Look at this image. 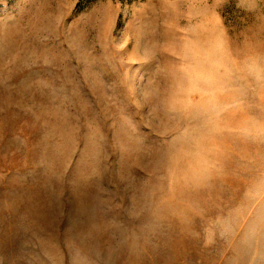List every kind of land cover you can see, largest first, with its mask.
<instances>
[{
  "label": "rangeland",
  "instance_id": "374dc122",
  "mask_svg": "<svg viewBox=\"0 0 264 264\" xmlns=\"http://www.w3.org/2000/svg\"><path fill=\"white\" fill-rule=\"evenodd\" d=\"M0 264H264V0H0Z\"/></svg>",
  "mask_w": 264,
  "mask_h": 264
}]
</instances>
